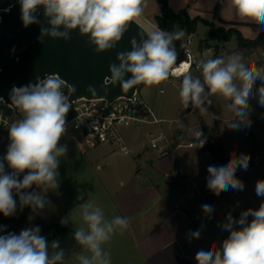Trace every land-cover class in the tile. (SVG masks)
Instances as JSON below:
<instances>
[{
  "label": "clouds",
  "instance_id": "1",
  "mask_svg": "<svg viewBox=\"0 0 264 264\" xmlns=\"http://www.w3.org/2000/svg\"><path fill=\"white\" fill-rule=\"evenodd\" d=\"M144 2L18 0L25 27L40 24L39 14L43 10L50 27H41L38 41L48 36L67 42L71 33L78 30L81 36L88 37L96 53L116 47L128 30L129 22L142 16ZM230 4L239 19H251L264 26V0H230ZM145 33L147 39H144ZM139 35L140 43L133 37L131 51L117 53L119 64L109 65L113 85L119 83L123 89L138 84L153 86L176 75L172 67L178 54L173 42L182 39L184 31L151 30ZM196 67L201 76L194 77L187 72L180 84L179 98L184 108L191 105L201 113L207 112L204 105L211 104V97L219 96L227 101L225 107L233 114L228 126L234 129L250 127L249 100L254 95L253 86L257 80L262 82L257 90L258 103L264 106V67L250 66L241 53L201 60ZM36 79L35 84L13 86L10 94L11 104L22 118L8 125L10 143L6 155L0 159V213L5 217L16 212L15 196L19 197L21 208L29 206L34 212L48 205L44 194L58 188L57 169L60 158L67 152L66 145L58 146L65 135L66 115L71 107L63 91L65 82L56 74ZM87 91L96 94L91 85ZM179 126L185 127L180 122ZM202 135L200 130L194 133V141H199L200 146L205 143ZM5 161L12 169L10 173L5 171ZM248 162L247 155L232 154L226 165L208 167V189L217 195L229 188L242 190L244 186L235 173L238 169H247ZM25 170L27 173L21 180L20 174ZM33 185L39 191H25ZM256 193L264 196V180L257 181ZM212 210L209 205L203 206L206 214ZM76 211L82 222L75 228L74 240L81 251L74 254V260L77 264H112L110 253L103 246L117 230L123 232L129 227L128 218L116 215L109 219L103 208L92 201L79 204ZM249 217H252L250 221ZM223 227L229 235L221 248L200 250L196 255L197 264H264V203L258 209L243 211L238 219L229 214ZM189 236L198 239L200 232H191ZM0 264H67V258L59 241L49 244L39 227H30L18 235L11 232L0 235Z\"/></svg>",
  "mask_w": 264,
  "mask_h": 264
},
{
  "label": "crops",
  "instance_id": "2",
  "mask_svg": "<svg viewBox=\"0 0 264 264\" xmlns=\"http://www.w3.org/2000/svg\"><path fill=\"white\" fill-rule=\"evenodd\" d=\"M167 2L174 13L184 10L190 19H201L216 27L219 24L233 26L245 39L257 37L264 31V26L254 20L239 19L230 0ZM150 90L149 87L144 88L141 94L153 109ZM221 141L223 143V138ZM174 144L171 142L178 149L161 157L157 152L150 153L143 143L137 140L125 141L121 137L120 152L124 156L130 155V159H126L125 172L119 174L118 188L105 186L99 191L94 190L88 195L86 193L83 199L77 201L73 215L66 217L75 231L82 222L76 208L81 203L92 201L103 208L109 219L116 215L128 218L129 227L123 232L117 230L103 246L110 253L112 264H195L200 250L220 249L223 240L229 235L216 224L227 222L229 214L233 217L237 215L235 203L238 201L229 210L221 201L223 192L217 195L208 188L198 186L208 167L228 163L229 157L224 146L226 164H219L205 147L196 145L191 152L185 150L177 154L179 146L184 144ZM123 146L128 149L127 154L121 151ZM97 168L101 169V166L97 164ZM263 169L249 162L247 169L237 170L236 178L256 172L260 181ZM204 205H209L212 212L204 213ZM195 231L200 232V237L190 238L189 234ZM176 247L179 251H176ZM80 251L78 249L70 254L67 264H77L74 254Z\"/></svg>",
  "mask_w": 264,
  "mask_h": 264
},
{
  "label": "rangeland",
  "instance_id": "3",
  "mask_svg": "<svg viewBox=\"0 0 264 264\" xmlns=\"http://www.w3.org/2000/svg\"><path fill=\"white\" fill-rule=\"evenodd\" d=\"M143 7L142 15L156 27L153 16L161 13L159 4L156 0H145ZM215 28L223 29L224 32L238 31L233 26L222 24L215 26ZM181 29L185 35L180 40H182L185 47L189 35L184 26L177 24L175 30L179 31ZM261 33H264V31ZM255 38L254 36L248 39L253 40ZM190 43L194 59L199 62L209 58H227L235 53L244 55V52L238 48V40L235 35L228 41L210 40L209 28L201 22L197 23L196 31L190 39ZM206 44H208L209 48H206ZM246 62L253 67H264V39L258 48L246 58ZM190 72L194 77L201 76V71L191 70ZM182 79L183 76L169 78L168 81H163L159 85L153 86L141 84L138 90L140 95H142L141 91L144 88L149 87L151 89L149 95H151L152 110L163 120L161 128L170 142L173 144L176 142L174 145L178 146L181 143V131H188L189 129L192 131L200 130L205 136L206 143L207 134L214 140H219L222 149L224 146L225 153L229 158L232 154L237 157L244 154L249 157V162H253L259 168L261 166L264 167V106L258 103L257 91L262 86V82L260 80L255 82L253 86L254 95L249 100L250 127L234 129L228 126L233 114L226 109L225 104L227 101L222 97H211V104L206 103L204 105L207 108V112L204 113L199 112L198 109L191 105L185 109L179 98V88ZM257 84H260V86H257ZM160 90H163L162 94H160ZM187 109H190V112L187 113ZM179 122L184 124L185 127L181 128ZM149 131L155 136L158 135L157 126L147 124L139 127L119 128L118 135L120 139L123 137L125 141L137 140L143 143L150 153L154 154L156 150L151 147ZM171 134L173 135L172 138H170ZM221 138H223V143ZM119 144L120 142L112 145L96 144L94 146L90 141L78 134L63 135L58 146L66 145L67 152L65 156L60 158V164L57 169L59 172L58 188L44 194L48 205L44 209L39 210V212H34L29 206L21 208L19 197L15 196L14 198L17 201L15 214L5 217L0 213V228H3V231H0V235L9 232L18 235L25 228L39 227L40 224L52 225L56 222H62L67 220V216L73 215L77 201L80 197L84 198L86 193L88 195L94 190L99 191L105 186L118 188L119 174L125 172L126 159H130V155L124 156L120 152ZM162 144V142L159 143L160 146ZM8 145L0 146V159L6 155ZM179 147L180 150L177 154L185 150L191 152L196 148L190 133L185 137L184 146ZM97 164L101 166V169L97 168ZM219 164L224 163L219 161ZM5 171L9 173L12 171V169L8 168L6 161ZM26 173L27 170L21 173L19 178L22 180L23 175ZM261 176L262 180H264V169L261 170ZM237 179L242 182L243 189L234 190L229 188L227 191H222L224 195L221 200L227 205L229 210H231L235 201L240 203L241 208H238L237 215L233 217L234 219H238L243 211L249 208L258 209L261 203H264V196L258 197L256 195V184L259 181L256 172L253 174L248 173ZM198 184L199 187L208 188L207 182L204 180H201ZM34 190L39 191L36 185L25 191ZM251 219L252 217H249V221Z\"/></svg>",
  "mask_w": 264,
  "mask_h": 264
},
{
  "label": "water",
  "instance_id": "4",
  "mask_svg": "<svg viewBox=\"0 0 264 264\" xmlns=\"http://www.w3.org/2000/svg\"><path fill=\"white\" fill-rule=\"evenodd\" d=\"M5 10L0 11V101L5 105L12 106L13 86L35 84L37 77L43 79L49 74L58 75L69 86V102L84 99L104 101L108 105L121 98L133 99L138 92L141 84L128 89H123L119 83L113 85L109 72L111 63L119 64L117 53L131 51V39L135 37L140 43L139 34L147 31L136 21L129 22L128 30L114 49L96 53L88 37L81 36L78 30L71 33L67 42L48 36L42 42L38 41L41 27H50L42 9L41 23L28 27L22 23L19 3ZM144 39H147L146 33ZM169 78H176V75ZM90 85L95 88V95L87 91ZM185 135L186 131L180 132L182 139ZM176 251H179L178 247Z\"/></svg>",
  "mask_w": 264,
  "mask_h": 264
},
{
  "label": "built area",
  "instance_id": "5",
  "mask_svg": "<svg viewBox=\"0 0 264 264\" xmlns=\"http://www.w3.org/2000/svg\"><path fill=\"white\" fill-rule=\"evenodd\" d=\"M16 3H18V0H0V11ZM192 36V34L188 36V41L183 49L184 60L172 67V71L176 72V78L180 74H185L191 70L200 71L196 67L199 61L194 59L191 49L190 39ZM184 65L188 67H184L182 71L180 68ZM63 91L69 98L70 88L67 84L64 85ZM162 93L163 90H160V94ZM69 103L71 107L66 115L65 135L78 134L93 144H113L121 141L118 135L119 128L139 127L147 124L159 128L157 136L153 133L149 134L151 147L156 150L159 156H167L177 150V147L171 145L170 140L160 128L163 120L153 112L139 91L133 99L121 98L108 105L104 101H88L84 99L74 100ZM21 118V114L14 106L5 105L0 101V146L10 143L8 125ZM195 132L189 129L186 131V135L190 133L194 141ZM185 137L181 138L180 144H184ZM202 139H205L204 134ZM160 142L163 143L161 146L159 145ZM194 142L198 147H204L206 139L203 146H200L199 141ZM121 151L125 154L129 152L125 146L121 148ZM213 166L220 167L224 165ZM208 175V171H206L203 176L205 182H207ZM235 208H241L239 202L235 203ZM225 223L218 222L216 225L218 228L223 229ZM195 264H197V261Z\"/></svg>",
  "mask_w": 264,
  "mask_h": 264
},
{
  "label": "trees",
  "instance_id": "6",
  "mask_svg": "<svg viewBox=\"0 0 264 264\" xmlns=\"http://www.w3.org/2000/svg\"><path fill=\"white\" fill-rule=\"evenodd\" d=\"M156 2L160 6L161 13L154 16L153 20L159 30L167 32L176 31L175 27L179 24L184 26L188 35H191L196 31L197 23L201 22L209 28L210 40L228 41L233 35H235L238 40V48L244 52L245 58H248L264 39V33H260L253 40H248L245 39L239 31L231 30L224 32L223 29H216L210 22L201 19H190L184 10L174 13L167 0H156ZM173 43L178 54L176 63L174 64L176 65L184 60V45L181 40H176ZM206 48H209L208 44H206ZM204 147L216 160L226 164L224 151L219 140H214L209 134H207V143ZM39 228L40 234L45 237L49 244L53 241H59L60 247L65 250L66 258L76 250L80 249V246L74 240V230L69 221L67 223L58 222L52 225L40 224Z\"/></svg>",
  "mask_w": 264,
  "mask_h": 264
},
{
  "label": "bare ground",
  "instance_id": "7",
  "mask_svg": "<svg viewBox=\"0 0 264 264\" xmlns=\"http://www.w3.org/2000/svg\"><path fill=\"white\" fill-rule=\"evenodd\" d=\"M137 23H139L145 30L151 31V30H158L155 26H153L151 23H149L147 20L144 18L140 17L136 20ZM185 66V65H184ZM184 66L180 68L182 71L184 69ZM176 73V72H174ZM184 74H180L179 76H183Z\"/></svg>",
  "mask_w": 264,
  "mask_h": 264
}]
</instances>
